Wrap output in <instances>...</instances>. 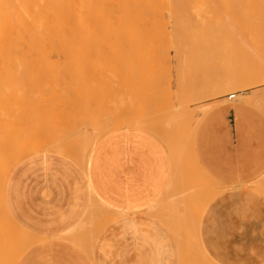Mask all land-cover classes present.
<instances>
[{
    "label": "crops",
    "instance_id": "crops-1",
    "mask_svg": "<svg viewBox=\"0 0 264 264\" xmlns=\"http://www.w3.org/2000/svg\"><path fill=\"white\" fill-rule=\"evenodd\" d=\"M235 96L210 101L188 126L191 143L182 166L183 137L173 120L157 123L171 130L170 143L162 135L126 126L100 138L86 136L95 141L81 149V160L47 151L20 160L7 175L2 200L17 230L30 233L29 241L18 244L14 228L16 239L10 242L16 245L0 264H12L11 259L13 264H197L198 259L203 264L205 257L210 264H264V87ZM192 155L198 169L188 172ZM209 179L216 181L217 192L202 207L209 191L199 183ZM108 209L115 211L114 218ZM185 228L191 243L196 237L191 229L197 232L201 249L192 243L191 250L189 243L187 251Z\"/></svg>",
    "mask_w": 264,
    "mask_h": 264
},
{
    "label": "bare ground",
    "instance_id": "bare-ground-1",
    "mask_svg": "<svg viewBox=\"0 0 264 264\" xmlns=\"http://www.w3.org/2000/svg\"><path fill=\"white\" fill-rule=\"evenodd\" d=\"M182 1L183 0H25V2H24V0H22L20 2V4L18 2H17L18 4L15 2V4H17V8L19 7V9L18 10H13L12 7L14 6V4L13 3L11 4L10 2H8V0L7 1L6 0L5 1L3 0L2 5L5 7V9H0V165H2V166H4V165L6 166L7 165L6 167L4 166L7 170L3 167L4 168L3 170H6L7 175L9 173L10 169L15 164H17L20 160H22L23 158L29 156L30 154H35V153H39V152H43V151L55 152V153H58V154H63L64 156L70 157L73 160H75V159L76 160L83 159V157H80V156H83V153H80V151H81V149L84 148V146H85L84 149H87V147L89 146V145H87V142L89 140L88 138H91L93 136L91 139H94V137H96L97 134L100 135V134H102L105 131V130H103V132H102L101 129H100V126L103 129H106V131L109 133V131L111 132L114 129H117V128L121 127V126H125L126 125L128 127H133V128H137V129H142L144 131H148V133L150 132V134L162 135V136H164L163 142L170 143V141H172L171 140L172 134H171V136L169 135L170 134L169 131H171V130H169V128L167 129V131H162L163 128H161V130L159 128L162 127L163 125L160 126V127L158 126L159 128L157 129L155 127V124H153L151 126H154L156 130L150 128L151 126H150L149 123H152V122L153 123H156V122H158L159 119H160V117H157L159 119H156V121H155V119L152 118V117L150 118V117H145L143 115H141V116L140 115H136L135 112H134V114L132 112V114H133L132 115L130 113L131 111L130 112L127 111L128 116H130L131 118L127 117V120L125 119L124 116H123L124 117L123 118L122 117V114L120 112V111H122L121 110L122 108L120 109V106L122 105L121 107H123V102L119 101V99H121L119 95H115L116 99H118V103H116L115 102V99L113 98L114 101L112 100V103L109 102L108 104H113L115 102V104L113 105L114 108H116L115 105L117 104L118 105L117 107L120 109V111L118 110V108H116L114 110V112L117 110L116 111L117 113L115 114L113 112V110L110 109L114 115L111 116L109 114V116H111L112 118L111 117H107L108 116L107 115L108 113L106 111L107 108L105 110V112L107 113L106 114L107 116H106L105 115V112L103 110L104 107H101V106H104L105 103H101L100 104L98 101H99V99L102 100L101 96L102 95L104 96L105 93H109L108 92L109 90L107 89V91H106L105 89H102V90L99 89V88L97 89V86L93 85V82H94L93 80L95 79V84H96L97 83V80H98L99 83H102L100 81H102L103 79L102 78L100 79L99 77H98L99 78L98 79L96 75H94L92 77V75L94 73L96 74V73H98L100 71H102L101 72L102 75L105 73L104 72V70H105V67L104 66H106V65L104 64L102 66V64L99 63V61L102 62V63H104L103 60L105 58L104 57L102 59V61L100 59L101 56L103 57V55H101L100 54V51H99V48H100V50L102 49L101 48V45L102 46L105 45V47H108V46H106V44H109L110 46H112L111 47V51H115V53H117V54L119 53V55H120L119 57H121V58L124 57L123 55H125V52H124V50L122 48H123V46L126 45V42H133L132 44H134V45L135 44L136 45H138V44L141 45V43L144 44V45H147L145 42L148 43V41L150 40V38L152 36L151 34H154L155 32H157V31H154V29L157 30V27H159V29H160V26L161 25L158 26L157 24H162L163 23V20L164 19L166 20V18H165L166 17L165 16L166 14L164 12L167 11V15H168V12L169 11L171 12L172 10H175L177 8H180L181 6H182L183 9L186 8V6L183 7V4H184V1H187V0H184L183 2ZM190 1L193 2V3H194V1H195V3L198 2V4L202 3V4L198 5V9H204V7H206V5H208L209 8L213 7V6L210 7L209 6L210 3L208 4L207 1L204 4H203V2H201L203 0H190ZM226 1L229 2V0H224V3H221L222 5L220 7H222V6L224 7L225 6L224 4L225 3H228ZM248 1L251 2V0H247L246 1V3L249 5ZM256 1L257 0H255V2H252V5L250 4L251 6H247L248 8L250 7L247 12H249L250 9H251L252 10L251 11L252 13H256L254 11H256L255 8L257 7L258 8L257 9V14H259V15H257V17L255 19L253 17H250V18H247L246 17V20L244 19L245 20V23L243 25L241 24L242 21L239 22V23H237L239 25L240 24L242 25V29L244 31V33L242 32V38L239 37L240 41H241V39H244L241 42L242 44L240 43V45H242L243 47H240V45H239V47L241 48L239 50V49H237L238 48L236 46L237 44L235 45V47H237V48H235V50L236 51L237 50L240 51V53L236 55V57L239 55L240 58L237 57L236 59L239 58L238 60H240L241 63L238 62V60L234 59L232 56H230V55H232V53L230 54V51L231 50L229 52L227 51L228 54H229V56H228L229 59L226 58L227 57L226 56L227 54H225V55L223 54V59L225 57L226 59H224V60L225 61L226 60H230L231 63L234 62V60H236V62H238V64H241V66H238L235 63L233 65H236V66H232V67H239V68H242V69L247 68V66L253 67V68H257V66H259L260 67L259 70L263 74L261 76L264 77V50H262L264 48V44H263L264 43V0H258L257 2ZM187 2H185L186 3L185 5H187ZM209 2H210V0H209ZM214 2L216 3L217 1H214ZM235 2L238 3V1H235ZM236 3H231V4H235L237 6ZM246 3L244 2V5H243L241 2H239L238 9H241L242 10V8L245 6ZM218 4H220L219 0H218ZM257 4H258V6H257ZM230 6L231 5H229V7H226V8L227 9L228 8L229 9H232L233 7L232 6L230 7ZM253 6L255 7V8H253L254 11L251 8ZM247 7L245 6V8H247ZM182 8H180L179 10H181ZM234 8L236 9V7H234ZM188 9L190 11V8H188ZM191 10H192V8H191ZM205 10H207V8ZM205 10H203V11H205ZM218 10L219 9L217 7V9L215 11L216 12L215 14L218 13V15H219L220 10H219V12H218ZM174 12H177V10L173 11L170 15H172ZM184 12H185V15H186L187 10L184 11ZM198 12H201V11L199 10ZM148 13L150 14V16H147V15H149ZM151 13L154 14V17L152 16ZM161 13L162 14L164 13V17H163V15L160 17ZM183 14L184 13H182L181 15H183ZM174 18L177 19L176 17H174ZM174 18L172 20H174ZM182 18H186V20H188L186 16L185 17H182ZM186 20L184 19V21H182V24L185 23V22L187 23ZM129 22H131L129 24V25H131V28H132L133 25H134V28H136L135 25L138 26L140 24H143V27L142 28L140 27L141 29H138V30L136 28L135 30H137V31L132 32L133 34H131V35L126 34V26H127V24ZM154 25H155V27L157 25V27L153 29ZM188 25H189V23H188ZM233 25L235 26L236 24H233ZM241 25L239 26L240 28L237 26L238 29H240L239 30L240 32H241ZM165 26H166V24H165ZM165 26L162 25V27H165ZM184 27H186V26H184ZM224 29H226V28H224ZM230 29H232V28H230ZM151 31H153L154 33H151ZM235 32H233V33H235ZM237 37H238V35H237ZM176 38L177 37H175V39ZM151 39L153 41V38H151ZM237 40H235V41L237 42ZM81 44L85 47L84 50H86V51H83L82 50L83 48L80 47V46H82ZM166 44L169 45V43H166ZM234 44H231V45L233 46ZM91 45H93V46H91ZM96 45H99V48ZM162 45H164V44H162ZM261 45L263 47H261ZM175 46H177V45H175ZM91 47H92V49H90ZM147 47H149V45H147ZM147 47L145 46V48H147ZM96 48H98L97 49L98 51L96 50ZM142 48H144V46H142ZM162 49L164 50V47L163 48L161 47L160 50H162ZM90 50L91 51L93 50L95 53L93 52V54H92V52ZM139 50L141 51V48ZM144 50H146V49H144ZM144 50H143V52H145ZM147 50L150 51V48L149 49L147 48ZM101 51H103V49ZM84 52H86V55L85 56H82V55L85 54ZM90 52H91V54H90ZM96 52H97V54H96ZM174 52H176V50ZM98 53H99V55H98ZM112 53H111V55H112ZM148 53L150 54V52H148ZM144 54H146V53H144ZM94 55H97V56L94 57ZM91 56H93L94 58L91 59ZM86 57L88 59L89 58L90 59L88 60V59H86ZM231 57H232L233 60L231 59ZM82 58L83 59L85 58V62H82V60H83ZM112 58H113V56L111 57V59ZM176 58L180 59L179 57H176L175 56V59ZM95 59H97V60L100 59V60L99 61H96ZM224 60L222 62L226 63L225 66H227V67L228 66H231V63L230 62H229L230 64H227L228 61L225 62ZM68 61L71 62V65H70V63ZM93 61H95V62H93ZM73 62L74 63L76 62L77 66L75 64H72ZM86 62H88V63H86ZM89 62H91V63H89ZM117 62H119V61H117ZM141 62H143V61H141ZM261 62H263V63H261ZM85 64H88V65L86 66ZM108 64H110V63H108ZM82 65H84V66H82ZM141 65H143V64H141ZM90 66L92 68H94V69L96 67V71L97 72L95 70H93V69H89ZM135 66L138 67L137 65H135ZM145 66H147V65H145ZM106 67L108 68V66H106ZM174 67H175V65H174ZM232 67H229V68H232ZM107 68H106L105 71L106 72H108V71L111 72L109 70L110 67L108 68V70H107ZM123 69H125V68H123ZM85 70H87L86 73H88L89 75L88 74H84L85 73ZM136 70H138V69H136ZM231 70H234V69H231ZM89 71H91V73L94 72V71L95 72L91 74ZM141 71H142V69L139 70V73H142ZM145 71H147V70H145ZM67 72H68V74L66 75ZM72 72H74V73H72ZM120 72H121V70H120ZM125 72H127V71H125ZM134 72H133V74H134ZM176 72H175V74H176ZM227 72H226V75H229V76H227L225 78V80H223L220 76H218V77H220L218 79L219 81H220V79H222L221 80L222 82L220 81L218 83H222V85L216 84L214 86H216V87L220 86L221 87V86L227 85V87L229 89V86L230 85L232 86V85H236L238 83V81H236L234 79V77H235V75H233L234 73L233 72H230V73L228 72L227 73ZM115 73H117V71ZM115 73H113V74H115ZM123 73L124 72H122L121 74L123 75ZM163 73H162V76H163ZM165 73L167 75V72H165ZM231 73H232V75H231ZM80 74H82L81 76H83V74H84L85 75V76H83L84 81H88V82H89V76L91 75L90 76V78H91L90 81L93 79L92 80L93 82H91V84H88L87 83V86L84 85V84H86V82L83 81V78L80 77ZM100 74H98V75H100ZM109 74H111V73H109ZM133 74H131V75H133ZM49 75H51L50 78H49V80L51 79V77L55 76L56 78H52V80L53 79L54 80L56 79V81H58V82L55 85L52 84L54 87H51L52 85H50V88L48 87L47 88V91H44V93L46 95L45 96H43V95L40 96L41 98L45 97L44 99H42V101H40V102L34 101L35 98H32V94L33 93L35 94V90L34 91H28L27 89L30 86L34 88L35 87L34 85L36 83L35 81L37 79L41 78L42 76H49ZM77 75H79V76H77ZM104 75L101 76V77L104 78ZM122 75H120V76L122 77ZM141 75H143V74H141ZM72 76H74L75 78L72 77ZM86 76L88 77L87 80H86ZM138 76H139V74H138ZM79 77H80V79H79ZM109 77H111V75ZM255 77H257L256 74L253 75V78L254 79H256ZM76 78H77V80H76L77 82L74 80ZM114 78L115 77H113V79ZM116 78H117V80L119 79L118 80L119 82L121 81V78L117 77V75H116ZM163 78H165V77H163ZM16 79H17V81H15ZM20 79H21V81H20ZM47 79H45L44 82H46V83L49 82ZM69 79L73 80L76 83L74 88H73L74 84H72L71 89L69 88L71 86L70 83H69L70 82ZM122 79L123 80L121 82L123 84H125L126 77L124 76ZM129 79H130V77H129ZM155 79H157V78H155ZM177 79H179V78H176V81H177ZM12 80H14L18 86H16L15 84H13L14 82ZM52 80H50L49 84L52 82ZM64 80H65V82L67 81V83H65L64 85H66L68 83H69L68 85H70V86L67 85L68 87L67 86H65V87L69 88L71 91L69 89L65 88L64 85H62V83H60V81L61 82H64ZM78 80H81V83ZM134 80H135V78H134ZM37 81H39V80H37ZM137 81H138V79H137ZM115 82H116V80H115ZM127 82L128 81H126V83ZM138 82L141 83V80L138 81ZM111 83H113L114 85L116 84L113 81ZM11 84H12V86H9ZM19 84H20V87L21 88H24L22 91H20V89H19ZM42 84H43V82H42ZM57 84H59L60 86L57 85ZM131 84H134V83H131ZM197 84H199V83H197ZM88 85H90V86H88ZM97 85L100 86V84H98V83H97ZM36 86H38V85H36ZM122 86L119 89L123 88ZM176 86H177V82H176ZM195 86H196V84H195ZM214 86L212 85V87L215 89ZM95 87H96V89L95 90H92ZM220 87H218L219 89L218 88L217 89L218 90H221L222 88H224V87H222L220 89ZM35 88H37V87H35ZM84 88H86L88 90H85ZM124 88H125V86H124ZM199 88L200 87L197 88V92H198L197 94H199V92H200L199 91L200 90ZM213 88H211L210 92L208 90V92H209L208 95H210V93H213V92H211L213 90ZM98 90L99 91H105V93H103L101 96L96 97L97 98V101H96V99H95L94 96H93L94 97L93 100H92V98H91V100L94 101V103H96V102L98 103V104L97 103L94 104L95 108H96V106H97V108H98V106H100L99 108L102 109L103 112H101V111L99 112V110H98L99 108L97 109L98 111L95 109L96 110L95 112H97L99 114V117L100 118L98 117V119H96L97 116L94 115V111L93 110H92L93 111V114L91 113V115H90V113H87L86 116H85V114H79L80 117L79 118L76 117V115L78 114L79 106H78V104L76 106L78 109H76V107H74V106L76 105L75 103H78L77 97L81 98V96H83V95H80V93L83 92V94H85L86 92L89 93L91 91L92 92L94 91L93 94L94 93H99L100 94V92ZM122 90H120V91H122ZM137 90H139V89H137ZM115 91H117V90L115 89ZM129 91H131L132 94L134 92L133 91V88L131 90H129ZM39 92L40 91H38V93ZM64 92L67 94L66 95L67 97H65V98L63 96ZM68 92H70V94ZM71 94L73 95L74 99L69 98V97L72 96ZM145 94H146V92H145ZM68 95H70V96H68ZM86 96H88V95H86ZM107 96H109V95H107ZM117 96H119V97H117ZM132 96H134V95H132ZM143 96H146L147 97V95H144V94H143ZM57 97H60V99H58ZM88 97H90V95ZM121 97H123V96H121ZM140 97L141 96H139L138 100L141 99ZM146 97H145V99H146ZM234 97H235V95H234ZM37 98H38V95H37ZM56 98L58 99L57 100L58 102L56 104H53L52 102H54L56 100ZM61 98L64 99L63 100L64 103H61L62 102V99ZM130 98H131V95H130ZM130 98H126V99H130ZM132 98H134V97H132ZM135 98H137V97H135ZM149 98L147 100L149 102L148 103L149 104V108L152 110V109H154V108L157 107V105L159 104L158 103L159 101L158 102L156 101L158 103L157 104L155 102L154 97H152L153 98L152 101L155 102L153 104V106H152V103L153 102L149 101L150 100ZM200 98H202V96ZM71 100H73V101L71 102ZM74 100L77 101V102H74ZM87 100H89V99H86V101ZM121 100H123V99H121ZM147 100H146V102H147ZM86 101L83 100V102H86ZM105 101H106V99H105ZM140 101H142V100H140ZM83 102L81 100V103H83ZM101 102H104V101H101ZM131 102L133 104V101H131ZM91 103H93V102H91ZM120 103H121V105H120ZM134 103H135V101H134ZM88 105H89V103H88ZM169 105H171V106H170V108L167 107L168 108L167 109V112L169 110H171V108L174 106L172 104V101H171V104H169ZM35 106H36V108H35ZM81 106H83V109H85L84 108V105H81ZM86 106H87V104H86ZM111 106H108V107L110 108ZM134 106H135V104H134ZM73 108H74V111H75L74 114H73V112H74L73 111ZM91 108H93V106ZM142 108H144V107H142ZM71 110H72V114L73 115L71 114ZM76 110H77V113H76ZM145 110H147V109H145ZM159 110H161V108H159ZM89 112H91V111H89ZM150 112H151L150 113V116H151L152 111H150ZM157 112H158V109H157ZM171 112H173V108H172L171 111H169V114L167 113V116L168 117H164L165 119L167 118V121L171 118V115H172ZM83 113H86V111H83ZM103 113H104V115H103ZM119 113L121 114L120 115L121 117L117 118L116 116H119V115H117ZM125 113H124V115H125ZM147 113L149 114V111L148 110H147ZM81 115H83L82 119H85L86 120V121L85 120H82L83 122H81V123H83L86 126H83L79 122L80 120H78V119H81ZM135 115H136V117H133L132 118V116H135ZM144 115H145V113H144ZM31 117L34 120L33 122L32 121L30 122ZM91 117H92V119H90ZM114 117L117 118L118 120H116ZM110 118L112 120H110ZM164 118L161 117V119H163V122H165V124H166L167 121ZM93 119H95V120H93ZM98 120H100V123L101 124L99 123ZM94 121H96L97 123L94 122ZM95 124H96V126H95ZM97 124H98L99 127H97ZM78 127H80V128H78ZM82 127L84 128V130H86V128L87 129L90 128V130H87V132L89 131L88 134H90V132H91V134H93L91 137H88L91 134L88 135V134H86L87 132H85L84 130H82L85 133V135L88 137V138H86L83 133H82L83 136L81 135L82 137H85L87 139L86 141L84 140V142H85V144L87 146L83 144L84 143L83 140H82L83 138L81 136L79 137V135H78V134H81L82 131L80 129H83ZM92 127H93V130H94V133L92 132L93 130H91ZM95 127H96V129H98L101 132L96 131L94 129ZM75 133L78 135V138L75 137ZM80 138H82L81 139L82 142H80L81 140L79 141ZM90 140H89V143H91L92 141L93 142L95 141V140H92L90 142ZM168 148H170V147H168ZM84 149H83V151H85ZM171 150H173V149H171ZM83 151H81V152H83ZM5 156L6 157L9 156V158L7 157L8 159L6 158L7 161H9V162H7L6 159H5L6 164L5 163H2V160H1L2 158H5ZM11 156H12V158H11ZM1 171H0V173H2ZM3 172H5V171H3ZM1 175H4V173L1 174ZM1 175H0V203L2 201V203H3V205H2L3 207L2 208H5L4 202H3L4 200H2V199L4 197V185H5V181H6L7 176L5 177V176H1ZM4 177H5V179H4ZM174 178L176 179V177H174ZM175 187L176 186H174V188ZM188 188L190 189V186ZM170 189H172V187ZM170 189H168V192H169ZM189 189H186V190L190 191ZM173 190H176V189H173ZM177 190L178 191H176V192H180L181 191V188L179 187V189H177ZM182 192H184V191L182 190ZM177 196L178 195H176L175 197H177ZM90 198H91V196L89 197V200L92 199V198L91 199ZM94 198L95 197H93V200H94ZM187 200L188 199H186V201ZM94 201H97V200L95 199ZM94 201H93V203H94ZM163 201H167V200H163ZM171 202H169V203H171ZM189 202L186 203L187 206L191 203V202L190 203ZM91 203H92V201H91ZM91 203H90V206H91ZM87 204H88V202H87ZM158 204H159V201H158ZM161 204H162V202H161ZM172 204L173 203H171V205ZM175 204L178 205V201H177V203L175 202L173 205H175ZM183 204H184V202H183ZM0 206H1V204H0ZM90 206H89V209H90ZM93 206L94 205H92V207ZM92 207H91V210H92V212H94L95 208L92 209ZM202 207H204V206H202ZM186 208H184V210ZM171 209L173 210L174 209V206L173 207L171 206ZM5 210H6V208L4 210L2 209V211H5ZM104 210H105V213H108L105 208L103 209L102 212H104ZM108 210H111V209H108ZM112 210L110 211V213H112L111 216L113 215V218H114V214H115L114 212L115 211H112ZM6 212L7 211H5L6 216L4 218L2 217L3 216L2 212H1V215H0V217L3 218V219L0 218V263L2 262V259H3V256L5 254V251H7V249H10L14 245H16V243H13L12 244V242H10V239L12 237H14V239H16V237L14 235V234H16V232L17 233L19 232L18 235H17V241L16 242L18 244L22 245V246H24V245H26L28 243V241H29V236L28 235H30V233L28 234V232H24L21 229H20V231H18L19 230V229L17 230L18 227H15L16 224L14 226V224H13L14 222L12 223V219L10 218L8 212L7 213ZM90 212H88V213L90 214ZM180 212H182V211H180ZM180 212L178 211L177 213H180ZM188 212H190V211L188 210ZM200 212L198 214H196V215L199 216ZM153 214H155V213L153 212ZM168 214L169 213H167L166 214L167 216H165V217H168ZM106 215L108 216V217H106V220H109L108 219L109 218V215L108 214H106ZM118 215H120V213ZM121 215H123V214H121ZM183 215H185V214H183ZM169 216L172 217V215H169ZM81 217H82V215H81ZM160 217H161V215H160ZM165 217H163V218H165ZM184 217H186L185 219H187V220L189 218V216L187 218L186 215ZM181 218H183V217L180 216L179 220H182ZM196 218H199V217H196ZM190 219H192V218H190ZM176 220H178V218ZM176 220H173V221H176ZM196 221L197 220H195L194 223H197L198 224V221L197 222ZM179 222H181V221H179ZM185 222L182 221V224H184V225L188 224L186 226L189 227L190 226L189 225V221L186 222V223ZM176 224H179L180 226L182 225L180 223H176ZM191 226L194 227L195 225L194 224L193 225L191 224ZM197 226H195V227H197ZM14 228L16 229V232H14V230H15ZM74 228H71V229L69 228V229L71 231ZM181 228H182V226H181ZM187 228H185V230L187 231V233H189V235L186 233V239L187 238L188 239H191V238H189L191 233H190V231H188ZM177 229L179 230L180 228H177ZM175 230H176V228H175ZM191 230H192V233H193V236L192 237H194L195 234H196L195 236L197 237V232H193V229H191ZM70 231L68 230L67 235L70 234V233H73L75 230H73L71 232ZM182 232H180V233H182ZM67 235H65V236H67ZM187 235H188V237H187ZM181 237H182V234L179 235V238H181ZM196 237H194L193 239L197 240ZM68 238H69V236H68ZM179 238H177V239H179ZM14 239H11V240L14 241ZM72 239H74V238H72ZM93 239H95V238L93 237ZM188 239L186 240L188 242H185L186 243L185 244V247L187 248V251H190L191 252V250H193L195 248V247H191L193 245L192 243L196 244V246H198L199 243H195V242H198V240L197 241L194 240L191 243V241L189 242ZM180 243L181 242L179 241V244ZM188 244L190 245V248H192L191 250H188V249H190V248H188L189 247ZM22 246H19V247L22 248ZM79 246L83 247V245H79ZM19 247H16V249H18ZM86 247H90V246H86ZM198 247L201 249L200 246H198ZM83 248H85V247H83ZM182 248H184V246L181 247V249ZM186 248H184V249H186ZM181 249L179 248V251ZM13 250H15V249H13ZM196 251H197V253H199L198 249H196L195 251H193L192 256H193L194 259H196L195 256H194L195 255L194 253ZM7 252L9 253V250ZM185 252H183V253H185ZM202 253L205 254L204 251H202ZM189 254H191V253H189ZM11 255H13V258L15 259L16 254H11ZM179 255H181V254L179 253ZM199 255H201L200 256L201 257L200 259L202 260V258H203L202 257V254H199ZM182 256H184V255H182ZM187 256H189V255H187ZM192 256H190V258ZM205 256H206V254H205ZM180 257L181 256H179V258H178L179 260H180ZM185 257H183V258H185ZM205 258L203 259V261H206L207 262V260H209V259L206 260ZM8 260L10 261V258ZM198 260L197 261L194 260V261H196L195 263L201 264V262H198ZM182 261H184V260H181V261H179L180 263L179 262L178 263L179 264H182L181 263ZM6 262H7V260H6ZM11 262L13 264L14 263V260L11 259ZM206 262H204V263L206 264ZM192 263H193V260H192L191 264ZM208 263L209 262H207V264ZM183 264H184V262H183Z\"/></svg>",
    "mask_w": 264,
    "mask_h": 264
},
{
    "label": "rangeland",
    "instance_id": "rangeland-1",
    "mask_svg": "<svg viewBox=\"0 0 264 264\" xmlns=\"http://www.w3.org/2000/svg\"><path fill=\"white\" fill-rule=\"evenodd\" d=\"M5 1V0H4ZM7 1V0H6ZM22 0H8V2H10L11 4L13 3L14 4V6L12 7V9L13 10H18L19 9V7L17 8V4L19 3L20 4V2H21ZM184 1V0H183ZM182 1V2H183ZM188 1V2H187ZM187 1H184V4H183V7H185L186 6V8H182V6L180 7V8H182L181 10H179L180 8H177V9H175V10H177V12H174L172 15H170L173 11H175V10H172L170 13L168 12V15H167V11L166 12H164L166 15V20L164 19L163 20V23L162 24H157L158 26L159 25H161L160 26V29H159V27H157V25H156V27H157V30H155L154 28H156L155 27V25H154V27H153V29H154V31H157V32H153V31H151V33H154V34H151L152 36H151V38H153V41H152V39L150 38V40L148 41V43L147 42H145L147 45H149V47H147V45H144V44H142L141 43V45L140 44H138V45H134V44H132L133 42H126V45L125 46H123V50H124V52H125V55H123L124 57H119L120 55H119V53L117 54V53H115V51H111V47L112 46H110L109 44H106V46H108V47H105V45H101V48L103 49V51H101L100 50V48H99V45H96V46H98V48H99V51H100V54L101 55H103V57L101 56V61H102V59L104 58V63H102V62H100L99 60H97V59H95L96 61H99V63H101L102 64V66L105 64L106 66H108V68H109V70L111 71V72H109V73H111V74H109L108 72H106L105 70H106V66H104L105 67V70H104V78L103 77H101V76H103L102 75V71H100V72H98V73H94L95 71H96V67H95V69L94 68H92L91 66H90V68L89 69H93V70H95L94 72H92V73H94L93 75H92V77L94 76V75H96L97 76V78L99 77L100 79L102 78L103 80L102 81H100V82H102V83H99L98 82V80H97V83L98 84H100V86H98L97 85V83L95 84V79L92 81H90V76H89V82L88 81H84V78H83V76H85L84 74H88V73H86L87 72V70H85V73L83 74V76H81L82 74H80V77L81 78H83V81L84 82H86V84H84V85H86L87 86V83L88 84H91V82H93V85H95V86H97V89L99 88V89H105L106 91H107V89L109 90L108 92L109 93H105V91H99L100 92V94L99 93H94L93 94V92L91 91V92H89V93H85V94H83V92H81L80 93V95H83V96H81V98H79V97H77V101H78V103H75L76 105L74 106V107H76L77 106V104H78V106H79V109L76 107V109H78V114L76 115V117H80V115L79 114H85V116L87 115V113H90V115H91V113L93 114V111H94V115L95 116H97V118L96 119H98V117H99V114L97 113V112H95L100 106H98V108H97V106H96V108H95V106H94V104H96V103H94V101H92L93 100V98L95 97V99H96V101H97V98L96 97H98V96H101L103 93H105L104 94V96L102 97L101 96V98H102V100L101 99H99V103L101 104V103H105V105L104 106H101V107H104L103 108V110H104V112H105V110H106V108H107V113L105 112V115L107 116V117H111L112 115H114L113 113H112V111L110 110V109H112L113 110V112H114V110L116 109V108H118L117 106V104L115 105V107L116 108H114V104H115V102L116 103H118V99H116V97H115V95H119L120 96V98L121 99H123V100H121V99H119V101H121V102H123V107H121L122 105H121V103H120V109L125 113V115H124V113L122 112V111H120V109L118 108V110L121 112V114H122V117L124 116L125 117V119L127 120V117H129V118H131L130 116H128V113H127V111H131L130 113L132 114V112H133V114H134V112H135V114L136 115H143V116H145V117H152V118H154L155 119V121H156V119H159V118H157V117H160V119H161V117L162 118H164V117H168L167 116V113L169 114V111H171L172 110V108H173V112H171L172 113V115H171V118L167 121V118L165 119L167 122H166V124H165V122H163V119H159V121L158 122H156V123H149L150 124V126L151 125H153V124H155V127L158 129L160 126L159 125H157V123H159V124H165V125H170L171 123H172V120L175 122L174 124L175 125H177L176 127H177V130H178V135L180 136V139H181V137H183V141H182V143H180V145L181 146H183V148H182V150H179V164H180V166H182V164H183V162L185 161V158H186V151H188L187 149H189L190 148V143H191V140H190V137H191V132L188 130V126L191 128L196 122H197V120L199 119V117L210 107V104H207V103H209L210 101H212V100H214V99H217V98H219V97H221V96H225V95H230V94H237V93H239V92H247V91H250V90H253V89H255V88H258V87H264V77L263 76H261V75H263L262 73H261V71L259 70V66H257V68H253V67H249V66H247V68H244V69H242V68H239V67H232V66H236V65H233V64H237L238 66H241V64H238V62H240L241 63V61L240 60H238L240 57H239V55L237 56V57H239L238 59H236L237 57H236V55L237 54H239L240 53V47H243L242 45H240V43L242 42V40H244V39H241V41H240V39H239V37L240 38H242V32L244 33V31H243V29H242V25L245 23V20H246V17L247 18H250V17H253L254 19L257 17V15H259V14H257V7L255 8L254 6L253 7H251L252 9L253 8H255V10L256 11H254V9H253V11L254 12H256V13H252L251 11V9H250V13L249 12H247L248 11V9L250 8H248L247 6H251L252 5V2H255V0H251V2H249L248 1V3H249V5L246 3V1L247 0H229V2L228 1H226V2H228V3H225L224 5V7L222 6V7H220L222 4L221 3H224V0H219V2H220V4H218V0H210V2H209V0H203V1H201V2H203V4L204 3H206V1H207V3L209 4V6L211 7V6H213V7H211V8H209L208 7V5H206V7H204V9H198V5H200V4H202V3H200V4H198V2H196L195 3V1H194V3L193 2H191L190 0H187ZM214 1H217L216 3L214 2ZM235 1H238V3H236ZM246 3L245 4V6L247 7V8H245V6L242 8V10L241 9H238V6H239V2H241L243 5H244V2ZM258 1V0H257ZM256 1V2H257ZM15 2L17 3V4H15ZM24 2H25V0H24ZM185 2H187V5H185L186 3ZM191 2V3H190ZM213 4H212V3ZM2 3H3V0H0V9H5V7L2 5ZM215 3V4H214ZM231 3H236L237 4V6L235 5V4H231ZM259 3V2H258ZM189 4V5H188ZM196 4V5H195ZM251 4V5H250ZM254 4V3H253ZM256 4V3H255ZM228 5V6H227ZM229 5H231L233 8L232 9H227L226 7H229ZM234 5V6H233ZM230 6V7H231ZM257 6H258V4H257ZM217 9V7H218V9L220 10V12H219V10H218V12H219V15H218V13L217 14H215L216 12V9ZM234 7H236V9L234 8ZM15 8V9H14ZM17 8V9H16ZM188 8H190V11H189V9ZM191 8H192V10H191ZM207 8V10H205ZM224 8V9H223ZM195 9V10H194ZM227 9V10H226ZM186 11L187 10V12H186V15H185V12L184 11ZM201 11V12H198V11ZM203 10H205V11H203ZM238 10V11H237ZM241 10V11H240ZM181 13H180V12ZM197 11V12H196ZM179 12V13H178ZM226 12V13H225ZM228 12V13H227ZM164 13L162 14L161 13V15H160V17L163 15V17H164ZM182 13H184L183 15H181ZM230 13V14H229ZM247 13V14H246ZM149 14V13H148ZM152 14V16L154 17V14L153 13H151ZM215 14V15H214ZM175 15V16H174ZM181 15V16H180ZM214 15V16H213ZM147 16H150V14L149 15H147ZM151 16V17H152ZM187 17V19L188 20H186V18H182V17ZM172 17V18H171ZM174 17H176L177 19H175ZM189 17V18H188ZM203 17V18H202ZM150 18V17H149ZM171 18V19H170ZM174 18V20H172ZM151 19V18H150ZM184 19L187 21V23L185 24V23H183L182 24V21H184ZM193 19V20H192ZM245 19V20H244ZM181 20V21H180ZM233 20V21H232ZM235 20V21H234ZM244 20V21H243ZM166 21V22H165ZM173 21V22H172ZM243 23H242V22ZM16 22V21H15ZM181 22V23H180ZM217 22V23H216ZM225 22V23H224ZM233 22V23H232ZM239 22H241V32L239 31L240 29H238V27L240 26L239 24H237V23H239ZM131 22H129L128 24H127V26H126V34H129V35H131V34H133L132 32H134V31H137L138 29H141L142 27H143V24H140V25H138V26H136L135 25V27L137 28V30H135L136 28H134V25L132 26V28H131V25H129ZM188 23H189V25H188ZM216 23V24H215ZM223 23V24H222ZM165 24H166V26H165ZM178 24V25H177ZM214 24V25H213ZM233 24H236L235 26L233 25ZM162 25L163 26H165V27H162ZM186 26V27H184V26ZM175 26V27H174ZM183 26V27H182ZM216 26V27H215ZM238 26V27H237ZM141 27V28H140ZM218 27V28H217ZM222 27V28H221ZM228 27V28H227ZM236 27V28H235ZM173 28V29H172ZM216 28V29H215ZM221 28V29H220ZM224 28H226V29H224ZM230 28H232V29H230ZM235 28V29H234ZM240 28V27H239ZM152 29V30H153ZM236 32H235V31ZM128 31V32H127ZM232 32V33H231ZM233 32H235V33H233ZM162 35V36H161ZM189 35V36H188ZM237 35H238V37H237ZM158 37V38H157ZM175 37H177L176 39H175ZM174 39V40H173ZM230 39V40H229ZM239 41H238V40ZM167 42H166V41ZM224 40V41H223ZM228 40V41H227ZM234 40V41H233ZM235 40H237V42L235 41ZM163 43H162V42ZM211 42V43H210ZM230 42V43H229ZM235 44H234V43ZM150 43V44H149ZM153 43V44H152ZM164 44V45H162V44ZM166 43H169V45L168 44H166ZM178 43V44H177ZM239 43V44H238ZM152 44V45H151ZM231 44H234L233 46L231 45ZM237 44V45H236ZM242 44V43H241ZM264 44V43H263ZM262 44V45H263ZM82 45V44H81ZM95 45V44H94ZM140 45V46H139ZM168 45V46H167ZM175 45H177V46H175ZM235 45L238 47H235ZM239 45H240V47H239ZM261 45V47H263ZM91 46H93V45H91ZM138 46V47H137ZM142 46H144V48H142ZM145 46L149 49L150 48V51L149 50H147V48H145ZM151 46V47H150ZM163 48L164 47V50L162 49V50H160L161 49V47ZM175 46V47H174ZM232 46V47H231ZM81 48H83L82 50L83 51H86V50H84V46L82 45V46H80ZM137 47V48H136ZM141 48V51L139 50L140 48ZM167 47V48H166ZM89 48V47H88ZM94 48V47H93ZM98 48H96V50L98 49ZM134 48V49H133ZM157 48V49H156ZM211 48V49H210ZM230 48V49H229ZM235 48H237V49H239V50H235ZM87 49V48H86ZM90 49H92V47L90 48ZM95 49V48H94ZM144 49H146V50H144ZM262 49V48H261ZM143 50L145 51V52H143ZM160 50V51H159ZM176 50V52H174ZM207 50V51H206ZM212 50V51H211ZM232 52H231V51ZM262 50H264V48L262 49ZM91 51V50H90ZM98 51V50H97ZM206 51V52H205ZM214 51V52H213ZM230 51V54L232 53V55H230V56H232L234 59H236V60H238V62H236V60H234V62H230V60H226V61H228V63L227 64H230L231 63V66H225L226 65V63H224V62H222L224 59H229V54H228V52ZM92 52V54H93V50L91 51ZM91 52H90V54H91ZM103 52V53H102ZM105 52V53H104ZM109 52V53H108ZM113 52V53H112ZM140 52V53H139ZM148 52H150V54L148 53ZM213 52V53H212ZM216 52V53H215ZM222 52V53H221ZM224 52V53H223ZM85 54L84 55H82V56H85L86 55V52H84ZM95 53V52H94ZM111 53H112V55H111ZM144 53H146V54H144ZM198 53V54H197ZM221 53V54H220ZM83 54V53H82ZM96 54H97V52H96ZM117 56H116V55ZM208 54V55H207ZM215 54V55H214ZM223 54L225 55V54H227L226 56V58L224 57V59H223ZM98 55H99V53H98ZM107 55V56H106ZM135 57H134V56ZM150 55V56H149ZM81 56V57H82ZM89 56V55H88ZM95 56H97V55H94V57ZM113 56V58L111 59V57ZM139 58H138V57ZM175 56L176 57H179L180 59H178V58H176L175 59ZM93 56H91V59L92 58H94ZM116 57V58H115ZM150 57V58H149ZM221 57V58H220ZM232 57H231V59H232ZM99 58V57H98ZM145 58V59H144ZM83 59V58H82ZM86 59H88L87 57H86ZM90 59V58H89ZM88 59V60H89ZM167 59V60H166ZM222 59V60H221ZM114 60V61H113ZM148 62H147V61ZM150 60V61H149ZM233 60V59H232ZM231 60V61H232ZM117 61H119V62H117ZM126 61V62H125ZM141 63V64H143V65H141L139 62ZM141 61H143V62H141ZM177 61V62H176ZM180 63H179V62ZM225 61V60H224ZM225 61V62H226ZM69 63H70V65H71V62L70 61H68ZM82 62H85V58L82 60ZM93 62H95V61H93ZM116 62V63H115ZM128 62V63H127ZM163 62V63H162ZM176 62V63H175ZM230 62V63H229ZM67 63V62H66ZM86 63H88V62H86ZM89 63H91V62H89ZM108 63H110V64H108ZM118 63V64H117ZM179 63V64H178ZM261 63H263V62H261ZM72 64H75L76 66H77V64H76V62L74 63H72ZM80 64V63H79ZM78 64V65H79ZM83 64V63H82ZM94 64V63H93ZM69 65V66H70ZM86 66L88 65V64H85ZM127 65V66H126ZM134 65V66H133ZM135 65H137L138 67H136ZM145 65H147V66H145ZM174 65H175V67H174ZM177 65V66H176ZM68 66V65H67ZM81 66V65H80ZM82 66H84V65H82ZM97 66V65H96ZM71 67V66H70ZM99 67V66H98ZM169 67V68H168ZM189 67V68H188ZM229 67H232V68H229ZM77 68V67H76ZM88 68V67H87ZM101 68V67H100ZM99 68V69H100ZM108 68H107V70H108ZM123 68H125V69H123ZM149 68V69H148ZM173 68V69H172ZM72 69V68H71ZM102 69V68H101ZM136 69H138V70H136ZM140 69H142V73H139V70ZM144 69V70H143ZM231 69H234V70H231ZM84 70V69H83ZM114 70V71H113ZM120 70H121V72H120ZM130 70V71H129ZM133 70V71H132ZM145 70H147V71H145ZM92 71V70H91ZM91 71H89L90 73H91ZM113 71V72H112ZM117 71V73H115ZM125 71H127V72H125ZM135 71V72H134ZM138 71V72H137ZM144 71V72H143ZM164 73H163V72ZM177 71V72H176ZM233 72L234 74L233 75H235V77H234V79L236 80V81H238V83L236 84V85H230L229 86V89H228V87H227V85H225V86H218V87H220V89L222 88V87H224V88H222L221 90H218L219 88L218 87H216V86H214V85H216V84H219V85H222V83H218V82H220L222 79L223 80H225V78L227 77V76H229V75H226V72ZM84 72V71H83ZM97 72V71H96ZM119 72V73H118ZM122 72H124L123 73V75L121 74ZM133 72H134V74H133ZM165 72H167V75H166V73ZM175 72H176V74H175ZM227 72V73H228ZM72 73H74V72H72ZM91 73V74H92ZM101 73V74H100ZM108 73V74H107ZM113 73H115V74H113ZM129 73V74H128ZM148 73V74H147ZM162 73H163V76H162ZM175 75H174V74ZM68 74V72L66 73V75ZM98 74H100V75H98ZM131 74H133V75H131ZM138 74H139V76H138ZM141 74H143V75H141ZM201 74V75H200ZM254 74H256V76L257 77H255L256 79H254L253 78V75ZM65 75V76H66ZM72 75V74H71ZM74 75V74H73ZM89 75V74H88ZM108 75V76H107ZM111 75V77H109ZM115 75V76H114ZM116 75H117V77H119V78H121V81L123 80L122 78L125 76L126 77V81H128L127 83H126V81H125V84H123L121 81L119 82L118 80H117V78H116ZM120 75H122V77L120 76ZM129 75V76H128ZM171 75V76H170ZM196 75V76H195ZM198 75V76H197ZM231 75H232V73H231ZM50 76L51 75H49V76H42L41 78H39V79H37V80H39V81H35L36 83H35V87H37V88H33V87H29L27 90L28 91H34L35 90V94L33 93L32 94V98H35V100L34 101H36V102H40V101H42V99H44L45 97H43V98H41L40 96L41 95H43V96H45L46 94L44 93V91H47V88L49 87L50 88V85H55L58 81H56V79L54 80H52V78H56L55 76H53V77H51V79L50 80H52V82L49 84V82H50V80H49V78H50ZM76 76V75H75ZM77 76H79V75H77ZM115 77L114 79L116 80V82H115V80L113 79V77ZM144 76V77H143ZM177 76V77H176ZM218 76H220L222 79H220V81L218 80L220 77H218ZM48 79H47V78ZM72 77H74V76H72ZM80 77H79V79H80ZM129 77H130V79H129ZM163 77H165V78H163ZM171 77V78H170ZM179 78V79H177V81H176V78ZM200 77V78H199ZM206 77V78H205ZM218 77V78H217ZM47 79L49 82H44V80L45 79ZM60 78V77H59ZM69 78V77H68ZM71 78V77H70ZM75 78V77H74ZM98 78V79H99ZM134 78H135V80H134ZM138 79V81H140L141 80V83L140 82H138L137 81V79ZM146 78V79H145ZM155 78H157V79H155ZM19 79V78H18ZM30 79V78H29ZM42 79V80H41ZM88 79V77L86 76V80ZM165 79V80H164ZM201 79V80H200ZM41 80V81H40ZM59 80V79H58ZM67 80V79H66ZM75 81L77 80V78L76 79H74ZM82 80V79H81ZM81 80H78L80 83H81ZM109 80V81H108ZM13 82V84H15L16 86H18L17 84H16V82L15 81H17V79L14 81V80H12ZM20 81H21V79H20ZM19 81V82H20ZM54 81V82H53ZM69 83H70V85H68V84H66V85H64L65 83H67V81L65 82V80H64V82H61L60 81V83H62V85H64V87L65 86H70L69 88L71 89V87H72V84H74V86H73V88L75 87V82L73 81V80H71V79H69ZM104 81V82H103ZM107 81V82H106ZM114 82V83H116L115 85L113 84V83H111V82ZM211 81V82H210ZM40 82V83H39ZM42 82H43V84H42ZM74 82V83H73ZM77 82V81H76ZM119 82V83H118ZM176 82H177V86H176ZM222 82V81H221ZM59 83V84H60ZM111 85H110V84ZM121 83V84H120ZM129 83V84H128ZM131 83H134V84H131ZM162 83V84H161ZM175 83V84H174ZM197 83H199V84H197ZM201 83V84H200ZM224 83V82H223ZM42 86H41V85ZM49 84V85H48ZM59 84H57V85H59ZM168 84V85H167ZM195 84H196V86H195ZM209 84V85H208ZM36 85H38V86H36ZM51 86V87H54V86ZM61 85V84H60ZM59 85V86H60ZM79 85V84H78ZM82 85V84H81ZM92 85V86H93ZM104 85V86H103ZM114 85V86H113ZM123 85V86H122ZM212 85L215 87V89L212 87ZM9 86H12V84L11 85H9ZM14 86V85H13ZM47 86V87H46ZM67 86V87H68ZM88 86H90V85H88ZM123 87V88H121V89H119L120 87ZM124 86H125V88H124ZM150 86V87H149ZM164 86V87H163ZM167 86V87H166ZM169 86V87H168ZM171 86V87H170ZM207 86V87H206ZM67 87H65V88H67ZM94 87V86H93ZM198 87H200L199 89V94H197L198 92H197V88ZM232 87V88H231ZM32 88V89H31ZM69 88H67V89H69ZM133 88V94L131 93V91H129V90H131ZM151 88V89H150ZM178 88V89H177ZM196 88V89H195ZM211 88H213V90L211 91V92H213V93H210V95H208V93L210 92V90H211ZM218 88V89H217ZM226 88V89H225ZM19 89H20V91H22L24 88H21L20 87V84H19ZM69 89V90H70ZM85 90H88V89H86V88H84ZM92 89V88H91ZM96 89V87L94 88V89H92V90H95ZM115 89L117 90V91H115ZM124 91H123V90ZM137 89H139V90H137ZM156 89V90H155ZM40 91L39 93H38V91ZM43 90V91H42ZM49 90V89H48ZM119 90V91H118ZM120 90H122V91H120ZM174 90V91H173ZM208 90H209V92H208ZM71 91V90H70ZM143 91V92H142ZM42 92V93H41ZM145 92H146V94H145ZM69 94H70V92H68ZM140 93V94H139ZM144 95H147V97L146 96H143V94ZM196 93V94H195ZM40 94V95H39ZM65 94V95H64ZM64 94H63V96H64V98L65 97H67L66 95V93L64 92ZM109 95V96H107V95ZM137 94V95H136ZM152 94V95H151ZM37 95H38V98H37ZM72 95V94H71ZM86 95H90V97H88V96H86ZM114 95V96H113ZM128 95V96H127ZM130 95H131V98H130ZM132 95H134V96H132ZM149 95V96H148ZM170 95V96H169ZM196 95V96H195ZM68 96H70V95H68ZM92 96V97H91ZM94 96V97H93ZM106 96V97H105ZM119 96H117V97H119ZM121 96H123V97H121ZM139 96H141L140 98L141 99H139L138 100V98H139ZM151 96V97H150ZM202 96V98H200ZM61 97V96H60ZM60 97H57L58 99H60ZM73 97V95L71 96V97H69V98H71V99H74V97ZM84 97V98H83ZM132 97H134V98H132ZM135 97H137V98H135ZM145 97H146V99H145ZM150 97V98H149ZM152 97H154V99H155V102L157 101H159L158 103L160 104H158L157 102V109H158V112H157V109L156 108H154V109H150L149 108V102H148V98L150 99L149 101H151V102H153L152 101ZM255 97H257V95H255ZM41 98V99H40ZM56 98V100L54 101V102H52L53 104H56L58 101V99ZM79 98V99H78ZM91 98H92V100H91ZM100 98V97H99ZM110 98V99H109ZM113 98L115 99V102L113 103V104H108L109 102L110 103H112V100H113ZM126 98H130V99H126ZM233 98H239L238 96H235V97H233ZM62 99V98H61ZM68 99V98H67ZM86 99H89V100H87L86 101ZM94 99V100H95ZM105 99H106V101H105ZM110 101H109V100ZM145 99V100H144ZM157 99V100H156ZM159 99V100H158ZM63 100L64 99H62V102L61 103H64L63 102ZM81 100H82V102H83V100L84 101H86V102H83V103H81ZM130 100V101H129ZM140 100H142V101H140ZM146 100H147V102H146ZM60 101V100H59ZM70 101V100H69ZM73 100H71V102H72ZM77 101H75L74 100V102H77ZM101 101H104V102H101ZM114 101V100H113ZM129 101V102H128ZM131 101H133V104H132V102ZM134 101H135V103H134ZM171 101H172V104L174 105L172 108H171V110H169L168 112H167V107H169L170 108V106L171 105H169V104H171ZM91 102H93V103H91ZM155 102H153L152 103V106H153V104L155 103ZM88 103H89V105H88ZM163 103V104H162ZM60 104V103H59ZM86 104H87V106H86ZM98 104V103H97ZM108 104V105H107ZM134 104H135V106H134ZM139 106H138V105ZM74 105V104H73ZM81 105H84V108L85 109H83V106H81ZM107 105V106H106ZM113 107H112V106ZM151 105V104H150ZM93 106V108H91ZM108 106H111L110 108L108 107ZM126 108H125V107ZM159 106V107H158ZM137 107V108H136ZM140 107V108H139ZM142 107H144V108H142ZM148 107V108H147ZM151 107V106H150ZM35 108H36V106H35ZM87 108V109H86ZM125 108V109H124ZM153 108V107H152ZM159 108H161V110H159ZM82 109V110H81ZM96 109V110H95ZM137 109V110H136ZM145 109H147L148 111H149V114L147 113V110H145ZM156 109V110H155ZM165 109V110H164ZM33 110V109H32ZM93 110V111H92ZM99 110V112L101 111V112H103L102 111V109H98ZM97 110V111H98ZM73 111H74V108H73ZM83 111H86V113H83ZM88 111V112H87ZM89 111H91V112H89ZM117 111V110H116ZM114 112L115 114L117 113V112ZM150 111H152V114H151V116H150ZM161 113H160V112ZM35 112V111H34ZM70 112V111H69ZM82 112V113H81ZM157 112V113H156ZM75 113V111L73 112V114ZM76 113H77V110H76ZM144 113H145V115H144ZM71 114H72V110H71ZM72 114V115H73ZM109 114L111 115V116H109ZM120 113L119 114H117V115H119V116H116L117 118H119V117H121L120 115H121ZM127 114V115H126ZM132 114V115H133ZM89 115V114H88ZM89 115V116H90ZM103 115H104V113H103ZM136 115L135 116H132V118L133 117H136ZM93 116V115H92ZM82 117H83V115H81V119H78V120H80L79 122L81 123V122H83L82 120H85V119H82ZM88 117V116H87ZM103 117V116H102ZM106 117V118H107ZM123 117V118H124ZM34 118V117H33ZM85 118V117H84ZM94 118V117H93ZM100 118V117H99ZM112 118V117H111ZM110 118V120H112ZM115 118V117H114ZM113 118V119H114ZM117 118H115L116 120H118ZM141 118V117H140ZM144 118V117H143ZM149 118V119H150ZM90 119H92V117L90 118ZM93 120H95V119H93ZM101 120V119H100ZM100 120H98L99 121V123H100ZM33 122L34 120L32 119V117H31V119H30V122ZM86 121V120H85ZM88 121V120H87ZM92 121V120H91ZM105 121V120H104ZM103 121V122H104ZM154 121V122H155ZM161 121V122H160ZM93 122V121H92ZM94 122H96V121H94ZM163 122V123H162ZM91 123V122H90ZM97 123V122H96ZM79 124V123H78ZM83 126H86V125H84L83 123H81ZM93 124V123H92ZM101 124V123H100ZM80 125V124H79ZM157 125V126H156ZM95 126H96V124H95ZM159 126V127H158ZM81 127V126H80ZM80 127H78V128H80ZM97 127H99L98 126V124H97ZM111 127V126H110ZM123 127H126V125L125 126H121V127H119V128H123ZM155 127L154 126H151L150 128H152V129H155ZM83 128V127H82ZM105 128V127H104ZM96 131H98V132H103V130H105L102 134H97L96 136H98V138H100L103 134H107L108 132L106 131V129H103L101 126H100V129H101V131H99L98 129H96V127L94 128ZM118 129V128H117ZM160 130H161V127L159 128ZM81 131L82 130H84V128L83 129H80ZM87 130H90V128H86V130H84L85 132H87ZM91 130H93V127L91 128ZM114 130H116V129H114ZM114 130H112V131H114ZM156 130V129H155ZM80 131V132H81ZM111 131V132H112ZM162 131H164L163 129H162ZM89 132V131H88ZM88 132L86 133V134H88ZM93 133H94V130L92 131ZM97 132V133H98ZM77 133V132H76ZM75 133V137H77L78 138V135H79V137L82 135L83 136V134L85 135V133L82 131L81 132V134H76ZM83 133V134H82ZM109 133H110V131H109ZM90 134H91V132H90ZM90 134H88V135H90ZM93 134H91L90 136H92ZM170 135V134H169ZM81 136V137H82ZM85 137H86V135H85ZM83 139H84V137H82ZM82 138H80L79 139V141L82 139ZM186 149V151L184 152V150ZM8 158H9V156H7ZM6 156H5V158H2L1 160H2V163H5L6 164V161H7V158ZM7 158V159H6ZM11 158H12V156H11ZM10 158V159H11ZM5 159H6V161H5ZM4 161V162H3ZM7 162H9V161H7ZM1 163V164H2ZM5 166V165H4ZM4 166H2V165H0V171L2 172V173H0V175L1 174H3L4 173V175H1V176H7V172H6V166L4 167ZM6 169V170H3L4 168ZM198 167V165H197V163H196V159H195V156L194 155H192L191 156V164L189 165V167H188V169H187V171L188 172H192V171H194L195 169H198L197 168ZM3 171H5V172H3ZM203 173V172H202ZM204 174V173H203ZM5 177H4V179H5ZM3 178V177H2ZM201 182V181H200ZM199 184H201L202 185V187H204V188H206V190L207 191H209L208 192V194H207V197H206V199L204 200V202H203V205L202 206H205L209 201H210V199L212 198V197H214V195H215V193L217 192V183H216V181H214L213 179L211 180V179H209L208 180V183L206 182V183H204V182H202V183H199ZM255 185H254V187H258V182L257 183H254ZM17 253V250L15 251V254ZM18 254V253H17ZM17 256V255H16Z\"/></svg>",
    "mask_w": 264,
    "mask_h": 264
},
{
    "label": "built area",
    "instance_id": "built-area-1",
    "mask_svg": "<svg viewBox=\"0 0 264 264\" xmlns=\"http://www.w3.org/2000/svg\"><path fill=\"white\" fill-rule=\"evenodd\" d=\"M234 97V94H230L229 96H228V98H233Z\"/></svg>",
    "mask_w": 264,
    "mask_h": 264
}]
</instances>
